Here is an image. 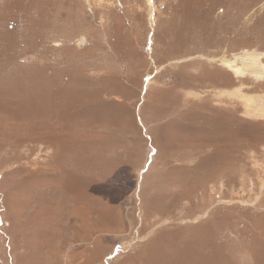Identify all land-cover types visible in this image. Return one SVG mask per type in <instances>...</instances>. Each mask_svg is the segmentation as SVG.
<instances>
[{"label": "rangeland", "instance_id": "obj_1", "mask_svg": "<svg viewBox=\"0 0 264 264\" xmlns=\"http://www.w3.org/2000/svg\"><path fill=\"white\" fill-rule=\"evenodd\" d=\"M245 54L264 0H0V264H264Z\"/></svg>", "mask_w": 264, "mask_h": 264}, {"label": "bare ground", "instance_id": "obj_2", "mask_svg": "<svg viewBox=\"0 0 264 264\" xmlns=\"http://www.w3.org/2000/svg\"><path fill=\"white\" fill-rule=\"evenodd\" d=\"M148 4V12L152 13L154 7L151 2L147 1ZM81 46V45H80ZM258 58V57H257ZM258 60V59H257ZM260 60V59H259ZM221 65L224 66L227 70H229L235 77H241L244 74H252L259 79H264V65H258L259 67H252V65L248 66L247 63L251 62V64H255L256 59L252 55H242L233 60L222 59ZM240 62V63H238Z\"/></svg>", "mask_w": 264, "mask_h": 264}, {"label": "water", "instance_id": "obj_3", "mask_svg": "<svg viewBox=\"0 0 264 264\" xmlns=\"http://www.w3.org/2000/svg\"><path fill=\"white\" fill-rule=\"evenodd\" d=\"M80 45H83V44H80Z\"/></svg>", "mask_w": 264, "mask_h": 264}]
</instances>
